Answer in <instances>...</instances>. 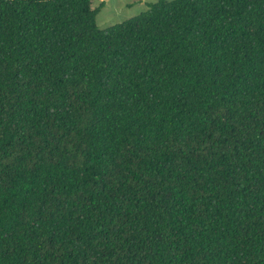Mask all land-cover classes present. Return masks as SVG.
I'll return each mask as SVG.
<instances>
[{"label":"trees","instance_id":"obj_1","mask_svg":"<svg viewBox=\"0 0 264 264\" xmlns=\"http://www.w3.org/2000/svg\"><path fill=\"white\" fill-rule=\"evenodd\" d=\"M0 0V264H264V0Z\"/></svg>","mask_w":264,"mask_h":264},{"label":"rangeland","instance_id":"obj_2","mask_svg":"<svg viewBox=\"0 0 264 264\" xmlns=\"http://www.w3.org/2000/svg\"><path fill=\"white\" fill-rule=\"evenodd\" d=\"M158 1L160 0H93V8L104 3V8L97 16V24L101 30H106L138 17L149 10V4Z\"/></svg>","mask_w":264,"mask_h":264}]
</instances>
